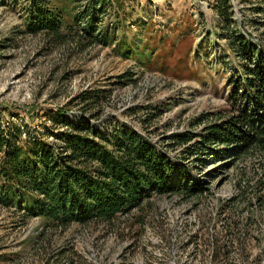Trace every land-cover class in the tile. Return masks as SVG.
<instances>
[{"label":"rangeland","instance_id":"374dc122","mask_svg":"<svg viewBox=\"0 0 264 264\" xmlns=\"http://www.w3.org/2000/svg\"><path fill=\"white\" fill-rule=\"evenodd\" d=\"M212 1H130L138 20L152 24L144 31L127 22L126 37L147 43L144 59L120 54L113 45L80 48L70 41L47 47L40 34L23 32L22 6L0 7V113L16 112L15 122L29 124L37 122L30 115L46 107L67 105L77 114L76 102L70 104L75 96L102 91L90 112L100 113L103 123L146 130L169 143L174 133L198 132L230 110L228 79L236 66L216 36ZM255 1L230 5L259 42L264 27L252 21L261 18L250 10ZM171 145L172 156L182 160L183 146ZM200 156L186 164L204 192L189 199L155 195L144 209L110 222L55 229L38 217L20 224L0 207V264H264V208L250 207L251 195L239 196L234 186L240 168L250 163Z\"/></svg>","mask_w":264,"mask_h":264},{"label":"trees","instance_id":"16d2710c","mask_svg":"<svg viewBox=\"0 0 264 264\" xmlns=\"http://www.w3.org/2000/svg\"><path fill=\"white\" fill-rule=\"evenodd\" d=\"M130 1L0 0V7L22 6L23 32L40 34L47 47L70 41L80 48L113 45L120 54L144 59L149 55L147 43L142 37L140 43L126 37L127 22L144 31L152 24L138 20L135 8H128ZM210 7L218 18L216 36L236 60L235 74L228 79L232 88L227 113L196 133L170 135L174 142L169 143L146 130L109 119L101 122L100 113L90 110L100 104L102 91L75 96L70 104L76 102L77 114H70L67 105L46 107L30 115L37 119L30 124L15 122L16 112H1L0 207L9 209L20 224L38 217L55 229L110 222L144 209L155 195L189 199L204 192L186 162L208 153L210 158L250 163L240 168L234 186L239 196L251 195L250 207L263 209L264 38L255 42L249 37L235 19L230 0H213ZM250 10L261 15L252 21L264 27V0H256ZM172 143L183 146L182 160L172 156Z\"/></svg>","mask_w":264,"mask_h":264}]
</instances>
